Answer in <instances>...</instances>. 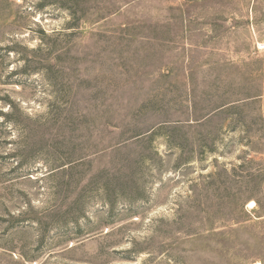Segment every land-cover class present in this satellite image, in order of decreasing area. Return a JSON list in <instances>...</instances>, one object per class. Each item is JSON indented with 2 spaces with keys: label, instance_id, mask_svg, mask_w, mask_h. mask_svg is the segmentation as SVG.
<instances>
[{
  "label": "rangeland",
  "instance_id": "374dc122",
  "mask_svg": "<svg viewBox=\"0 0 264 264\" xmlns=\"http://www.w3.org/2000/svg\"><path fill=\"white\" fill-rule=\"evenodd\" d=\"M234 169L264 170V0H0V264H263L204 185Z\"/></svg>",
  "mask_w": 264,
  "mask_h": 264
},
{
  "label": "trees",
  "instance_id": "16d2710c",
  "mask_svg": "<svg viewBox=\"0 0 264 264\" xmlns=\"http://www.w3.org/2000/svg\"><path fill=\"white\" fill-rule=\"evenodd\" d=\"M221 111V110H220ZM219 112V111H218ZM217 115L214 116L216 118ZM205 119V118H203ZM202 119V120H203ZM201 120V121H202ZM207 122H210V120L202 121V124L199 122L198 125H201L200 127H205V124ZM243 167V166H241ZM236 169L233 170V172H227L226 170L219 171L218 173H215L214 175L210 176V183L204 184L206 186L208 185H217L220 183H223L225 186L229 185V187L224 188L225 193L227 194V198L230 199L231 202H235L236 205V210L238 213L236 215H232V221L236 224H245L249 223L252 221V217L254 219H260L264 217V203L262 200L258 197L261 194V187L260 185L256 182L258 178H263V171L258 173V175L250 174L247 177H238L236 175ZM209 187V186H208ZM233 187H237V190L235 192H232ZM245 187L246 191L241 192V189ZM224 197L220 199V202L217 203L218 206H221L223 203ZM254 201L255 202V209L252 212H248L247 209L245 208V205L247 202ZM210 204V206H208ZM209 204L206 202L207 208L212 207V203L209 202ZM220 209V208H219ZM206 214L210 218V212H206ZM211 219V218H210ZM208 219V222H206L207 227H211L210 229L213 230L212 228L213 221ZM209 229V231H210ZM263 263V262H262ZM264 264V263H263Z\"/></svg>",
  "mask_w": 264,
  "mask_h": 264
},
{
  "label": "bare ground",
  "instance_id": "6f19581e",
  "mask_svg": "<svg viewBox=\"0 0 264 264\" xmlns=\"http://www.w3.org/2000/svg\"><path fill=\"white\" fill-rule=\"evenodd\" d=\"M250 204H251V205H253V206L255 205V203H254V202H251Z\"/></svg>",
  "mask_w": 264,
  "mask_h": 264
}]
</instances>
